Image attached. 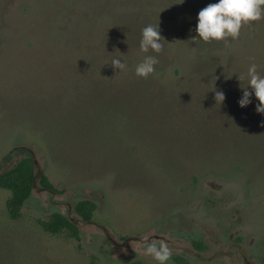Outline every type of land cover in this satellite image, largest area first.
Returning <instances> with one entry per match:
<instances>
[{
  "label": "rangeland",
  "instance_id": "374dc122",
  "mask_svg": "<svg viewBox=\"0 0 264 264\" xmlns=\"http://www.w3.org/2000/svg\"><path fill=\"white\" fill-rule=\"evenodd\" d=\"M108 1L114 12L119 2L127 8L129 2L147 0ZM163 1L149 0L153 11L143 16L142 26L153 22L160 11L166 24L164 80L180 82L177 71L184 77L195 67L196 44L183 29L197 15L185 0H172L166 6ZM105 2L0 0V175L32 155L38 175L44 173L55 188L44 189L38 176L18 221L11 220L7 212L10 193L0 190V261L19 257L26 264H158L145 254V246L136 242L159 246L164 240L171 251L167 264H264V127L260 126L264 117L252 111L254 106L238 105L228 112L232 122L226 124L241 128L232 136L244 141L242 154L236 145L219 150L224 159L240 162L242 167L227 172L199 171L196 183L188 174L181 190L170 189L172 178L156 180L159 185L147 179L128 182L115 173L74 178L69 168L53 161L41 133L22 117L28 115L31 104L41 101L38 93L48 94L61 86L65 75L81 67L79 63L86 59L87 46L92 43V25L95 38L106 27L101 20L109 14L101 10ZM222 46V61L233 55L232 62L243 69L264 60V45L250 30ZM145 56L141 51L134 60L142 62ZM214 79L213 74L190 77L192 104L214 97L219 90L206 89ZM242 85L251 91L248 82ZM242 94L238 91L235 97L241 99ZM24 96L30 98L26 99L28 107L18 108ZM244 123L246 127H238ZM227 128L213 127L219 134L206 140L205 150L223 148L225 140L229 144V137L222 132ZM83 200L96 205L89 222L79 221L75 212ZM57 213L76 221L79 239L42 229L41 221Z\"/></svg>",
  "mask_w": 264,
  "mask_h": 264
},
{
  "label": "trees",
  "instance_id": "16d2710c",
  "mask_svg": "<svg viewBox=\"0 0 264 264\" xmlns=\"http://www.w3.org/2000/svg\"><path fill=\"white\" fill-rule=\"evenodd\" d=\"M171 1L164 0L162 3L166 6ZM216 2L185 0L196 15L208 4ZM129 3L130 6L125 8L124 3L120 5L119 2L118 8L112 12L106 0L101 9L109 13L101 18L106 27L95 38V24L92 25V43L87 46L86 59L79 63L81 67L75 73L65 75L61 86L48 94L38 93L41 101L31 104L28 115L22 117L41 133L53 161L69 168L72 177L77 179L112 173L120 179H128V182L144 179L156 182L172 178L171 183L168 182L170 189L181 190L180 186L186 184L188 174L196 183L198 178L195 173L199 171L227 172L242 167L240 162L224 159L219 152L221 149L235 148V145L240 149V154L244 150L242 138L235 141L232 136V132L241 128L226 124V121L232 122L229 109L239 105V98L235 94L238 91L243 93L245 89L250 91L246 85H242L248 82L247 69L235 65L233 55L226 56L225 62L221 59L223 43L232 38L209 42L198 39L194 43L192 37L197 35V18L194 15L192 24L190 22L183 29V32H189L188 36L191 35V43L196 44L197 58L193 72L183 77L182 72L177 71L181 79L178 83L164 80L166 54L164 50L159 53L149 50L146 55L155 56L158 63L154 65L153 74L142 78L135 73V67L141 60H134L141 53L139 42L142 29L148 24L159 23L161 43L164 44L166 24L160 19L157 8L159 14L154 18V23L150 21L142 26L143 16L153 11L149 0L140 4ZM244 30H250L264 45V18L242 25L240 33ZM113 57L122 60L126 66L124 70L113 68L110 63ZM162 60L166 62L161 64ZM255 64L258 74L264 76V60ZM195 74L215 76L206 89L223 91L225 99L222 104H216L214 97L205 99L208 106H203L204 99L196 104L191 103L189 79ZM221 83H227L228 87L224 88ZM30 98L24 96L18 108L28 107L26 99ZM250 99L252 102L248 106H254L252 111L256 113L258 101L255 97ZM259 115L264 117V114ZM213 122H217V125L213 126ZM213 127H229L222 131L229 137V144L225 140L223 148L205 150L206 140L219 134ZM38 176L40 186L55 190L44 173L38 175L32 155L0 175V190L10 193L6 208L11 220L21 219L23 207L32 195ZM95 210L96 205L91 201H81L75 206V212L86 222L92 220ZM40 224L46 233L59 235L66 232L79 239L78 227L62 214H53ZM0 264H26V261L19 257L7 258Z\"/></svg>",
  "mask_w": 264,
  "mask_h": 264
},
{
  "label": "clouds",
  "instance_id": "9594fccd",
  "mask_svg": "<svg viewBox=\"0 0 264 264\" xmlns=\"http://www.w3.org/2000/svg\"><path fill=\"white\" fill-rule=\"evenodd\" d=\"M261 18H264V0H217L216 3L208 4L198 12L195 29L197 35L192 39L209 42L222 41L231 37L234 40L240 35L242 25ZM161 40L159 23L148 24L142 29L140 50L145 53L149 50L159 53L163 47ZM110 63L113 68H118L120 71L126 67L120 58L113 57ZM157 63L155 56H145L143 61L135 67L136 75L147 78L154 73V65ZM247 80L251 91L245 89L238 104L240 108H245L252 102L250 97L254 96L258 101L255 105L256 113L264 114V76L258 74L255 63L250 64L247 69ZM214 99L216 104H222L225 99L223 91H215ZM260 126L264 127V120L260 121ZM136 243L143 244L145 254L151 255L158 264H167L169 261L171 251L164 240L159 241V246L156 242L139 241Z\"/></svg>",
  "mask_w": 264,
  "mask_h": 264
},
{
  "label": "flooded vegetation",
  "instance_id": "af4514ba",
  "mask_svg": "<svg viewBox=\"0 0 264 264\" xmlns=\"http://www.w3.org/2000/svg\"><path fill=\"white\" fill-rule=\"evenodd\" d=\"M83 201H90V200H83ZM81 202V201H80ZM92 202V201H91ZM78 204V203H77ZM79 216V215H78ZM79 221H83V222H86V221H84L80 216H79ZM74 223H75V225L77 226V224H76V221L75 220H73V219H71ZM78 220V219H77Z\"/></svg>",
  "mask_w": 264,
  "mask_h": 264
},
{
  "label": "water",
  "instance_id": "95a60500",
  "mask_svg": "<svg viewBox=\"0 0 264 264\" xmlns=\"http://www.w3.org/2000/svg\"><path fill=\"white\" fill-rule=\"evenodd\" d=\"M35 187H36V184H35Z\"/></svg>",
  "mask_w": 264,
  "mask_h": 264
}]
</instances>
